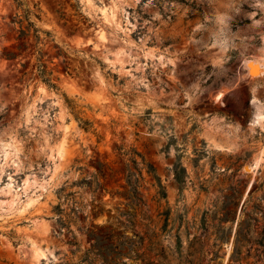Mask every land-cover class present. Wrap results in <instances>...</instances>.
I'll list each match as a JSON object with an SVG mask.
<instances>
[{"label":"rangeland","instance_id":"obj_1","mask_svg":"<svg viewBox=\"0 0 264 264\" xmlns=\"http://www.w3.org/2000/svg\"><path fill=\"white\" fill-rule=\"evenodd\" d=\"M255 56L264 0H0V264H264Z\"/></svg>","mask_w":264,"mask_h":264},{"label":"bare ground","instance_id":"obj_2","mask_svg":"<svg viewBox=\"0 0 264 264\" xmlns=\"http://www.w3.org/2000/svg\"><path fill=\"white\" fill-rule=\"evenodd\" d=\"M102 31V30H101ZM221 45V44H220ZM255 60L256 61H260L262 60L261 57L259 56H255V57H252L251 60H248V66H247V69L249 72H252V73H257V75H261L263 72H264V61L261 63V64H256L255 63ZM255 119L256 120H262V122L264 123V108L262 105L258 106L257 107V110L255 112ZM231 138V137H230ZM229 139H220L219 140V143L220 144H225V141H227ZM231 141V140H230ZM231 143V142H230ZM26 186V185H25ZM24 186V187H25ZM24 190V189H23ZM33 201V199H32ZM31 201V202H32ZM30 203V202H29Z\"/></svg>","mask_w":264,"mask_h":264}]
</instances>
